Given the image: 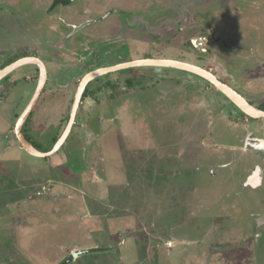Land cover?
Listing matches in <instances>:
<instances>
[{
	"label": "rangeland",
	"instance_id": "374dc122",
	"mask_svg": "<svg viewBox=\"0 0 264 264\" xmlns=\"http://www.w3.org/2000/svg\"><path fill=\"white\" fill-rule=\"evenodd\" d=\"M51 1L0 0V68L33 55L48 71L22 129L41 151L63 132L85 73L143 58L112 42L127 32L115 35V7L146 42L197 11L213 30L197 32L212 35L207 51L188 53L193 32L182 48L160 32L157 58L212 70L264 107V0H109L104 18V4L49 12ZM150 8L169 9L158 29L144 20ZM38 77L24 64L0 80V264H61L78 250L65 264H264V118L190 72L133 67L89 82L63 146L34 157L18 150L14 125Z\"/></svg>",
	"mask_w": 264,
	"mask_h": 264
},
{
	"label": "water",
	"instance_id": "95a60500",
	"mask_svg": "<svg viewBox=\"0 0 264 264\" xmlns=\"http://www.w3.org/2000/svg\"><path fill=\"white\" fill-rule=\"evenodd\" d=\"M24 64L37 65L39 69V77L37 81V88L34 94L32 95L24 111L18 116L15 122L14 134H15V137L18 143L20 144V147L24 151H26L28 154L35 156V157H48L56 153L61 148V146L64 144L75 122V116H76L78 107L82 101L81 99L84 95V92L89 82H91L93 79L101 75H104L110 72L129 69L133 67H140V66L169 67V68H175V69L190 72L192 74H195L205 79L206 81L214 85L229 100H231L241 112H243L248 117L264 118V109L258 108L257 106L249 103L248 100L242 94H240L237 90L229 86L227 83L219 80L217 76L209 69L203 68L199 65H196L190 62L181 61V60L172 59V58H154V57L137 58V59L121 62V63L115 64L112 66L99 67V68L93 69L85 73L83 77L81 78V80L79 81L77 92L73 99V104H72V108L70 111L69 119H68V122L63 132L57 138L51 150L41 151L25 137L24 133L22 132V129L33 110V107L38 101V98L40 97L42 90L44 89V86L47 81V68L44 62L39 57L33 56V55L22 56L20 58H17L13 62L0 68V80H2L5 76H7L14 69ZM256 173L257 172L255 171V174L251 176L252 178L249 177L246 183L250 182L251 184H255L252 180L254 176L257 177ZM83 252H85V250L73 251L70 257L64 261V263L82 254Z\"/></svg>",
	"mask_w": 264,
	"mask_h": 264
},
{
	"label": "flooded vegetation",
	"instance_id": "af4514ba",
	"mask_svg": "<svg viewBox=\"0 0 264 264\" xmlns=\"http://www.w3.org/2000/svg\"><path fill=\"white\" fill-rule=\"evenodd\" d=\"M85 1L87 2L89 0H85ZM108 1L109 0H90V3L91 2H93V3L95 2L94 4H97V5H100V4L103 5L104 4L102 6V8L105 9L106 14L102 15L103 18L104 17H107L115 9H116L117 12L118 11L120 12V13H118V16L119 15L121 16L122 22L120 21L121 22V25H120V22H118V24H116V26L119 25V27H118V31H116L115 35L119 32L120 29L122 30V28L126 29L127 32L124 35L120 32L122 34L121 35V38L120 39L117 38L115 41H112L113 43H115L114 45L117 46V49L118 48H120V49L126 48L127 49L126 51L129 53V51L132 50V47L137 46L138 49L136 51V54L143 55L142 56L143 58H150V57L157 58L158 57L157 53L163 52L164 50L166 51V49H167L166 47L159 48L158 45H156V43H158L159 40H162V37L165 36L163 34L160 35V32L161 33L162 32L163 33L167 32V34H168V32H170L169 36L170 35L171 36L173 35L172 36L173 38L170 39V44L173 43L171 46L172 47L173 46L174 47H179V48H182L183 47V42H184V41H182L183 34L186 33L188 35V33H192V32L195 33V34H192V36L187 37L188 40H189V45H190V46H188V49H189V50H187L188 53H192L193 50L194 51H200V52L207 51V49L205 48V46H207L208 43H211L212 40H214L211 34L210 35H198L197 34V32L201 31L203 28H205L206 31H210V33L213 30L210 28V26H206V25L205 26L204 25L201 26V25H199V23H198L199 22L198 21V16L199 15H198L197 11H193V9H191L189 12L185 13L188 16L190 15V20L189 21H187L184 24H181V25L178 26V24H179L178 22H180L181 19L180 20H178V19L172 20L174 22H173V24L170 27H165V25H164L162 30L152 32L151 33V40H147V42H146L145 40L141 39V37H139V35L135 31L132 30L133 25H132V22L130 20H128L127 13H124L123 10L120 11V9L119 8H116V7L113 10H108L107 9V7H106L107 5L106 4H108ZM142 1H143V3H145L147 0H140V2H142ZM227 1H237V0H227ZM74 2H75V0H52L50 2V4H49V7H48L47 10H49V12H51L53 9H55V7H58L60 9L63 8V7L65 8V7H67L68 5H70V4L74 3ZM228 3H231V2H228ZM165 10L158 8V9H155L153 11V13H152L151 8L150 9H146V13L147 14L146 13L144 14V16L146 17L144 20L145 21L148 20L150 23L152 22V25H154V27H157V29H158V25L160 24V21H162V19H166V17L164 18V16H165L164 15L165 14ZM168 10L169 9L167 8L166 11L168 12ZM85 11H89L90 12V9L87 8L86 10H84V12ZM170 11L173 12V14H171V15H173L174 17L179 15L178 10L176 11V9L175 10L171 9ZM96 15H98V14L96 13ZM155 15H159L160 18H158L157 20H156V18H153V19H155V21L153 22V21L150 20V17L149 16H152L153 17ZM203 15H205V14H203ZM103 18H101V19H103ZM156 38H158V39H156ZM220 39H222V38H220ZM138 42H139V44H138ZM152 46H155V48H153ZM142 47H146L147 48V51L144 50L142 52L141 51L142 50L141 49ZM150 49H151V51L154 50L156 53L153 54L150 51ZM24 56H26V55H24ZM213 73L217 76V78L219 80H221V77L220 76H218L215 72H213ZM47 75H48V71H47ZM227 84L229 86H231L232 88H234L235 90H237L240 94H242L248 100L249 103L257 106L246 95H244L243 92H241L234 85L229 84V83H227ZM257 107L260 108L259 106H257Z\"/></svg>",
	"mask_w": 264,
	"mask_h": 264
},
{
	"label": "crops",
	"instance_id": "0c3cea01",
	"mask_svg": "<svg viewBox=\"0 0 264 264\" xmlns=\"http://www.w3.org/2000/svg\"><path fill=\"white\" fill-rule=\"evenodd\" d=\"M65 143V142H64ZM63 146V145H62ZM18 150L21 152V150H23L21 147H20V144L18 145ZM24 151V150H23ZM45 151H48V150H45ZM26 154H28L26 151H24ZM22 154V153H21ZM30 155V154H29ZM32 156V155H31ZM35 157V156H34ZM262 176V175H261ZM260 177V176H259ZM249 178V177H248ZM262 183V177H260L259 179V183L257 184V187ZM60 185H62L63 183L59 182ZM43 190H46V188L43 187ZM50 191V190H49ZM45 192V191H44ZM51 192V191H50Z\"/></svg>",
	"mask_w": 264,
	"mask_h": 264
},
{
	"label": "trees",
	"instance_id": "16d2710c",
	"mask_svg": "<svg viewBox=\"0 0 264 264\" xmlns=\"http://www.w3.org/2000/svg\"><path fill=\"white\" fill-rule=\"evenodd\" d=\"M7 64H4V65H2L1 67H4V66H6ZM261 109H264V107L263 108H261ZM30 118V116L28 117V119ZM28 119H27V121H28ZM26 121V122H27ZM25 125V124H24ZM26 137V136H25ZM57 140V137H55V139H54V142ZM32 143V142H31ZM33 144V143H32ZM34 145V144H33ZM61 264H65L64 262L63 263H61Z\"/></svg>",
	"mask_w": 264,
	"mask_h": 264
},
{
	"label": "bare ground",
	"instance_id": "6f19581e",
	"mask_svg": "<svg viewBox=\"0 0 264 264\" xmlns=\"http://www.w3.org/2000/svg\"><path fill=\"white\" fill-rule=\"evenodd\" d=\"M256 178H257V177H256V176H254L252 181H253V182H255V181H256Z\"/></svg>",
	"mask_w": 264,
	"mask_h": 264
},
{
	"label": "built area",
	"instance_id": "2783aa9c",
	"mask_svg": "<svg viewBox=\"0 0 264 264\" xmlns=\"http://www.w3.org/2000/svg\"><path fill=\"white\" fill-rule=\"evenodd\" d=\"M38 194H41V192H38Z\"/></svg>",
	"mask_w": 264,
	"mask_h": 264
}]
</instances>
